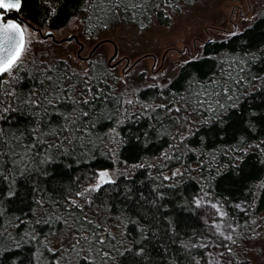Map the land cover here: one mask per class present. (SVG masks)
Instances as JSON below:
<instances>
[{
	"label": "trees",
	"instance_id": "16d2710c",
	"mask_svg": "<svg viewBox=\"0 0 264 264\" xmlns=\"http://www.w3.org/2000/svg\"><path fill=\"white\" fill-rule=\"evenodd\" d=\"M217 1L22 0L19 14L52 31L76 18L91 40ZM41 43L26 49L14 79L0 78V130L12 145L0 167V264H85L86 255L104 264L107 253L105 264H193L209 235L198 194L238 230L264 227V12L206 43L163 85H126L99 59L82 69ZM224 84L231 90L211 105L193 103ZM100 171L114 182L92 191ZM96 225L105 243L74 249ZM233 234L227 250L241 258L247 235Z\"/></svg>",
	"mask_w": 264,
	"mask_h": 264
},
{
	"label": "rangeland",
	"instance_id": "374dc122",
	"mask_svg": "<svg viewBox=\"0 0 264 264\" xmlns=\"http://www.w3.org/2000/svg\"><path fill=\"white\" fill-rule=\"evenodd\" d=\"M263 12L264 0H219L212 5L194 7L187 13H172L167 25H154L143 31L137 30L138 32L131 27L118 25L99 38L91 40L81 35L80 22L75 18L64 28L54 30L53 34L56 39L76 35L83 45L79 55H77L79 47L74 42L54 44L49 39H41L36 32L27 27L26 49L38 40L42 42L41 48L53 57L58 55L86 69L88 62L96 59L108 66V60L114 53L111 43H114L117 53L110 60L109 65L122 83L142 86L163 85L177 72L183 62L200 55L206 43L224 39L230 34L243 30ZM41 31L44 33L46 30ZM98 42H101L100 45L92 51ZM144 55L155 56V61L147 56L128 70L133 61ZM124 57L128 58V63L125 62ZM121 58L122 60L117 62ZM139 75L143 79H138ZM195 200L202 212L205 215L209 214V235L205 238V259H197L193 264H242L244 262L264 264V227L247 225L241 232L233 223L223 221L221 212L218 213L217 206L209 199L198 194ZM241 206H243L242 203L238 205L239 208ZM258 222L264 224V221ZM233 232L237 235L240 233L247 235L244 240L237 243L239 250L243 253L241 258H235V255L227 250L229 245L233 244L235 235ZM228 236L232 239H227ZM59 238L57 240L61 239ZM64 239V245L69 244L70 236L65 235ZM104 257L107 260L111 259L109 253L104 254ZM67 263L71 264V262Z\"/></svg>",
	"mask_w": 264,
	"mask_h": 264
},
{
	"label": "snow or ice",
	"instance_id": "6c2138e0",
	"mask_svg": "<svg viewBox=\"0 0 264 264\" xmlns=\"http://www.w3.org/2000/svg\"><path fill=\"white\" fill-rule=\"evenodd\" d=\"M22 8V0H0V78H15V73L19 71V66L23 57V54L26 51V37L25 33L27 28L22 26L20 23L15 20L6 19L7 15L10 12H19ZM243 71V69H241ZM47 80L51 81L53 78L51 76L46 77ZM8 80L0 79V83H7ZM43 83V81L41 82ZM231 90L230 85L224 84L219 86V91L216 89L208 90L202 88L200 92H197L195 95L197 99L193 102L195 104H204L209 103L211 105L212 99L214 96L220 95L223 92L225 95L229 93ZM203 97L201 99L200 97ZM229 98H231L229 96ZM51 103V101H48ZM3 101H0L2 104ZM88 103V101H85ZM31 105L34 107H43V100L37 103L36 99L31 100ZM223 105H221L222 107ZM7 111V109H5ZM177 112L180 111L179 108L176 109ZM87 116V112L84 113ZM2 118V117H0ZM36 131V129H33ZM14 139H18L15 134H13ZM5 145L7 146L8 151H5ZM35 147L34 144L25 145L26 151L24 156L28 155L31 152L32 148ZM12 145L10 141H7L3 138V131L0 130V167H2L4 161L3 157L5 155H12L11 152ZM23 159V156L21 157ZM114 181L109 177V173L107 171H100L98 174V179L95 188L91 189L92 191L99 190L104 184H110ZM215 207V206H214ZM89 225L92 224V221H87ZM100 225H96L93 229L83 228V232L87 233L88 231L92 232L91 236L80 235L77 237L75 243L73 244V248L75 249L77 245H80V241L84 240L85 245L89 251L94 247V244L99 243L103 245L105 241L100 239L99 234L95 231L96 228H99ZM77 231H80L78 227ZM227 239L231 240L232 237L228 236ZM85 264H93V262L86 255L82 258Z\"/></svg>",
	"mask_w": 264,
	"mask_h": 264
},
{
	"label": "water",
	"instance_id": "95a60500",
	"mask_svg": "<svg viewBox=\"0 0 264 264\" xmlns=\"http://www.w3.org/2000/svg\"><path fill=\"white\" fill-rule=\"evenodd\" d=\"M9 15L12 16V17H6V19L15 20L16 22L20 23L22 26H25V27L29 28L30 30L36 32V33L38 34V36H39L41 39H43V40H45V39H49V40H50L52 43H54V44L67 43V42H71V41H72V42H74L76 45H78V47H79V49H78V51H77V55H79V53H80V52L82 51V49H83V45H82L81 42L78 41L76 35H70V36L65 37V38L56 39V38L54 37V34H53V31H52V30L48 29V30H46L44 33H42V31H41L40 28L35 27V26H33L32 24H30L25 18H23V17L20 16L19 12H15V11H13V12H10L7 16H9ZM234 28H235V25H234ZM206 42H207V41H206ZM206 42H205V43H206ZM100 43H101V42H98V43L95 45V47L92 49V51H93L98 45H100ZM111 44L113 45L114 53H113L112 57L108 60V63H107V64H108V67H109V68L112 67V66L109 65L110 60H112V59L116 56V53H117V52H116V47H115L114 43H111ZM92 51H91V52H92ZM147 56H150V57L153 59V61H155V56H153V55H144V56H142V57H140V58H137L135 61H133L132 64L128 67V70L130 69L131 66L135 65V63H137L139 60H141L142 58H146ZM121 60H122V58L119 59L117 62H120ZM124 60H125L126 63H128V58H127V57H124Z\"/></svg>",
	"mask_w": 264,
	"mask_h": 264
},
{
	"label": "flooded vegetation",
	"instance_id": "af4514ba",
	"mask_svg": "<svg viewBox=\"0 0 264 264\" xmlns=\"http://www.w3.org/2000/svg\"><path fill=\"white\" fill-rule=\"evenodd\" d=\"M8 17H12V16L9 15Z\"/></svg>",
	"mask_w": 264,
	"mask_h": 264
}]
</instances>
